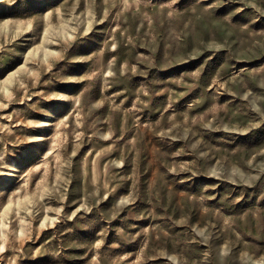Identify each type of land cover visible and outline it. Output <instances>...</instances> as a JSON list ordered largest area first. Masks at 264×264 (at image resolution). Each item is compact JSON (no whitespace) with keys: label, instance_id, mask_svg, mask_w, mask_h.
I'll use <instances>...</instances> for the list:
<instances>
[{"label":"rangeland","instance_id":"374dc122","mask_svg":"<svg viewBox=\"0 0 264 264\" xmlns=\"http://www.w3.org/2000/svg\"><path fill=\"white\" fill-rule=\"evenodd\" d=\"M0 264H264V0H0Z\"/></svg>","mask_w":264,"mask_h":264}]
</instances>
